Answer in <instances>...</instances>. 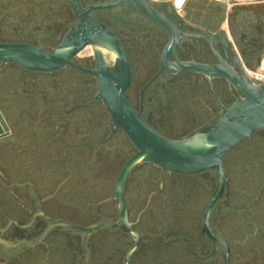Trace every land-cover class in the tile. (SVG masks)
Returning a JSON list of instances; mask_svg holds the SVG:
<instances>
[{
    "label": "flooded vegetation",
    "instance_id": "af4514ba",
    "mask_svg": "<svg viewBox=\"0 0 264 264\" xmlns=\"http://www.w3.org/2000/svg\"><path fill=\"white\" fill-rule=\"evenodd\" d=\"M111 1L0 0V42L50 52L77 25L108 32L98 36V55L86 43L54 70L10 64L0 71V264H264V129L223 157L224 187L207 220L228 258L202 232L217 184L210 170L184 174L148 162L129 170L125 215L139 242L128 261L132 232L74 227L116 224L115 184L136 152L113 126L91 71L113 75L126 68L125 99L171 139L189 135L236 101L224 77L164 69L168 34L129 7L101 6ZM159 9L182 32L213 35L212 43L181 39L170 62L213 65L220 58L235 74L241 68L251 77L264 60V3L227 10L222 0H181Z\"/></svg>",
    "mask_w": 264,
    "mask_h": 264
},
{
    "label": "water",
    "instance_id": "95a60500",
    "mask_svg": "<svg viewBox=\"0 0 264 264\" xmlns=\"http://www.w3.org/2000/svg\"><path fill=\"white\" fill-rule=\"evenodd\" d=\"M174 3L179 5L181 1L179 3V0H176ZM162 4L172 3L154 0H112L101 6L122 5L129 7L163 29L169 36V43L161 55V65L164 69L168 71L196 70L209 76L224 77L235 94L236 101L228 106H223L222 111L211 122L199 127L189 135L181 139H171L151 128L125 99L123 91L130 82L126 68H122L113 75L105 72L99 75L96 71H91L98 77L101 98H103L105 110L109 113L113 126L127 136L136 152L125 162L115 184V197L120 211L116 224L104 222L87 227H74L85 232H92L101 228L120 226L123 230L132 232L135 235V243L125 255V260L128 261L131 251L139 242L138 233L131 229L125 215L123 186L129 170L140 162L152 163L163 170L184 174L210 170L215 173L217 184L203 215L202 232L206 233L214 242H219L224 247L226 258H228L229 250L226 243L213 235L208 227V212L224 187L223 157L225 154L256 131L264 129V80L249 77L241 68H239V74H235L220 58V64L213 65L192 61L180 62L177 57L174 62H170L168 56L176 50L181 39L193 38L212 43L213 35L204 30H196L195 27L186 23L183 24L197 32L180 31L178 26L159 9V5ZM78 13L82 14V11L78 10ZM84 21V24L93 23L91 19ZM103 33L108 35L104 29L100 34ZM100 34L84 30L83 24L77 25L61 44L50 52L24 42H0V71L10 64H17L27 70H54L70 63L73 54L86 43H91L98 55L96 47ZM233 60L236 61L235 58ZM172 66L176 69H173ZM60 223L68 224L62 221Z\"/></svg>",
    "mask_w": 264,
    "mask_h": 264
},
{
    "label": "built area",
    "instance_id": "2783aa9c",
    "mask_svg": "<svg viewBox=\"0 0 264 264\" xmlns=\"http://www.w3.org/2000/svg\"><path fill=\"white\" fill-rule=\"evenodd\" d=\"M154 1H170L174 3L176 0H154ZM227 10H231L239 6L255 5L264 3V0H222ZM251 77L256 79L264 80V60L260 62L258 69L249 72Z\"/></svg>",
    "mask_w": 264,
    "mask_h": 264
},
{
    "label": "bare ground",
    "instance_id": "6f19581e",
    "mask_svg": "<svg viewBox=\"0 0 264 264\" xmlns=\"http://www.w3.org/2000/svg\"><path fill=\"white\" fill-rule=\"evenodd\" d=\"M181 0H179V3H180Z\"/></svg>",
    "mask_w": 264,
    "mask_h": 264
}]
</instances>
